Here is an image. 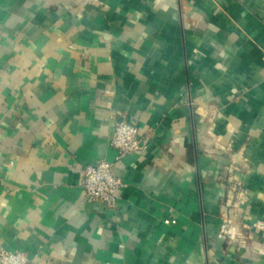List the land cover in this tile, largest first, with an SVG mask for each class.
Masks as SVG:
<instances>
[{"label":"crops","instance_id":"crops-1","mask_svg":"<svg viewBox=\"0 0 264 264\" xmlns=\"http://www.w3.org/2000/svg\"><path fill=\"white\" fill-rule=\"evenodd\" d=\"M140 154L111 209L82 168ZM264 0H0V245L29 264H264Z\"/></svg>","mask_w":264,"mask_h":264},{"label":"built area","instance_id":"built-area-1","mask_svg":"<svg viewBox=\"0 0 264 264\" xmlns=\"http://www.w3.org/2000/svg\"><path fill=\"white\" fill-rule=\"evenodd\" d=\"M109 146L115 150L112 160L99 159L95 164L82 168V189L87 203L111 209L117 202V190L123 185L117 163L127 154H140L144 143L132 122L121 119L114 127ZM249 227L264 232V221H253ZM24 250H6L0 245V264H29Z\"/></svg>","mask_w":264,"mask_h":264}]
</instances>
